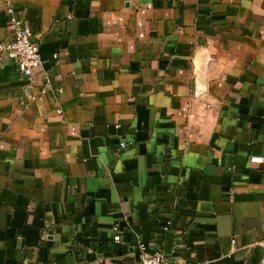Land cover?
<instances>
[{
	"label": "crops",
	"instance_id": "crops-1",
	"mask_svg": "<svg viewBox=\"0 0 264 264\" xmlns=\"http://www.w3.org/2000/svg\"><path fill=\"white\" fill-rule=\"evenodd\" d=\"M12 2L42 67L0 60V264H264V0Z\"/></svg>",
	"mask_w": 264,
	"mask_h": 264
},
{
	"label": "built area",
	"instance_id": "built-area-1",
	"mask_svg": "<svg viewBox=\"0 0 264 264\" xmlns=\"http://www.w3.org/2000/svg\"><path fill=\"white\" fill-rule=\"evenodd\" d=\"M4 9L7 16L6 28L9 34L8 39L0 40V60H11L16 65L21 76L30 78L33 70L42 67V58L39 51V45L36 39L32 36L25 20L22 18L18 10L14 7L12 0H4ZM43 71L44 85L39 93L43 94L51 86L49 75L46 70ZM58 92L61 88L57 89ZM58 114H61V109H56ZM118 125H116L117 127ZM120 146H126L125 142H120ZM251 162L261 163L262 157L253 156ZM114 240H119L117 226H114ZM141 248L143 246L141 245ZM26 262V261H25ZM137 264H200L183 259L170 261L165 258L160 252L153 254H143Z\"/></svg>",
	"mask_w": 264,
	"mask_h": 264
}]
</instances>
